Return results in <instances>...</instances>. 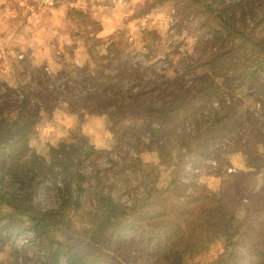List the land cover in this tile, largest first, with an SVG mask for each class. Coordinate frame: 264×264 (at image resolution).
<instances>
[{
    "label": "rangeland",
    "instance_id": "obj_1",
    "mask_svg": "<svg viewBox=\"0 0 264 264\" xmlns=\"http://www.w3.org/2000/svg\"><path fill=\"white\" fill-rule=\"evenodd\" d=\"M248 1L254 7L264 6V0ZM151 2L0 0V116L13 121L26 109L36 112L33 133L19 141L18 151L24 157L36 153L48 158L51 147L76 143L106 151L96 160L99 169L86 154L76 168L86 187L100 172L119 203L128 204L144 186L155 185L152 201L159 204L173 205L204 192L214 209L222 207L238 219L254 212L256 222L263 220L264 105L252 90L239 86L240 80L231 84L239 111L253 112L259 122L206 155L190 156L177 141L136 153L122 139L121 129L114 134L107 116L94 112L93 102L110 99L118 106L127 94L146 91L148 101L158 102V95L166 93L160 91L182 82L192 85L194 71L188 66L206 50L214 22L180 0L149 12ZM217 2L212 7L220 6ZM255 65L248 48L238 46L222 73H241ZM227 88L218 93L230 97ZM219 104L216 100L214 105ZM191 109L184 111L186 118ZM115 116L123 131L129 126L148 136L141 116L130 110ZM60 201L57 191L49 189L40 190L35 198L42 210L57 208ZM82 202L89 207L85 195ZM3 213L5 221L14 215L7 209ZM204 239L199 255L187 258L186 264H211L223 252L221 241ZM32 242L28 233H16L9 240L0 236V264H37L39 253Z\"/></svg>",
    "mask_w": 264,
    "mask_h": 264
},
{
    "label": "trees",
    "instance_id": "obj_2",
    "mask_svg": "<svg viewBox=\"0 0 264 264\" xmlns=\"http://www.w3.org/2000/svg\"><path fill=\"white\" fill-rule=\"evenodd\" d=\"M169 1L152 0L149 12ZM180 1L215 26L206 50L188 66L194 71L192 85L182 82L164 89L158 102L147 100L149 91L131 92L118 106L110 99L93 102L94 112L107 116L114 134L121 129L122 139L136 153L177 141L190 156L206 155L252 122H259L253 112L239 111L231 86L236 80L264 105V6L254 7L248 0L231 4ZM215 2L220 6L212 7ZM243 45L255 60V68L224 75L230 52ZM223 86L228 87L230 97L218 93ZM216 100L220 101L218 108ZM187 108L192 112L186 118ZM124 110L142 117L147 137L129 126L122 130L115 114ZM34 115L35 111L26 109L13 121L0 116V236L9 240L16 233L32 235V245L39 253L37 264H140L141 259L145 264H186L187 258L195 260L199 255L205 237L223 243V252L211 264H264V218L256 222L257 213L238 219L222 207L212 208L204 192L173 205L159 204L152 201L155 185L144 186L128 204L119 203L100 172L93 183L82 184L84 178L76 168L82 155L99 169L96 160L107 152L81 143L53 146L48 158L36 153L24 157L18 145L33 133ZM42 189L57 191L59 207L39 208L35 198ZM84 195L88 208L82 202ZM4 209L13 211L9 221L3 219Z\"/></svg>",
    "mask_w": 264,
    "mask_h": 264
},
{
    "label": "crops",
    "instance_id": "obj_3",
    "mask_svg": "<svg viewBox=\"0 0 264 264\" xmlns=\"http://www.w3.org/2000/svg\"><path fill=\"white\" fill-rule=\"evenodd\" d=\"M58 54H59V52H58ZM61 57H62V55H61Z\"/></svg>",
    "mask_w": 264,
    "mask_h": 264
}]
</instances>
